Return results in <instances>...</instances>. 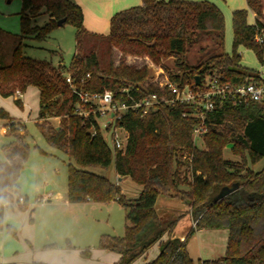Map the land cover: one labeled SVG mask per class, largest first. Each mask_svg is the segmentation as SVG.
I'll return each mask as SVG.
<instances>
[{
  "label": "trees",
  "instance_id": "16d2710c",
  "mask_svg": "<svg viewBox=\"0 0 264 264\" xmlns=\"http://www.w3.org/2000/svg\"><path fill=\"white\" fill-rule=\"evenodd\" d=\"M142 1L117 11L111 18L109 32L103 34L85 27L83 7L75 0H22L21 31L13 34L17 42L10 61L5 62L0 54V94L7 97L36 86L38 118H61L59 128L38 123L47 140L69 155L70 202L117 200L125 207L124 236L106 234L99 241L100 248L121 254L120 264H132L158 242V255L144 264H264V167L254 169L264 158L262 103L217 101L207 117V132L201 137L204 146L194 142L199 118L189 104L160 103L156 110L147 113L142 108H131L113 124L128 132L126 147L117 149L105 139L96 115L78 113L77 91L112 90L115 100L129 103L133 98L166 93L167 86L160 84L166 78L182 87L189 84L193 89L198 88V74L202 83L206 77L235 85L258 78L257 70L241 64L237 50L242 45L251 48L264 63V42L255 39L256 24L264 25L260 19L264 0H246L256 13L255 23L249 22L247 9L233 11V54L225 51V15L211 0ZM44 14L49 19L39 25L37 19ZM63 17L65 23L77 28V49L70 66L28 56L26 39H46ZM203 36L212 38L222 50L211 53L198 65L191 64L186 57L188 48ZM128 57L148 58L159 66L158 76L152 75L148 63L128 62ZM168 57L175 58L180 70L164 64ZM68 76L73 84L68 82ZM15 100L22 105L21 98ZM184 112L190 114L184 116ZM0 118L11 123L9 132L15 136L0 150L2 230L4 204L10 196L19 197V176L30 147L18 127L21 124L24 128V123L2 106ZM227 147L241 159L225 157ZM111 165L117 175H129L142 185L138 197L128 198L119 182L105 173ZM235 182L239 183L237 189L214 200L222 187ZM160 195L179 197L190 206L195 226L184 239L172 237L176 219L159 215L156 205ZM197 228L228 229L225 255L195 261L188 241ZM7 230L17 234L12 225H7Z\"/></svg>",
  "mask_w": 264,
  "mask_h": 264
},
{
  "label": "rangeland",
  "instance_id": "374dc122",
  "mask_svg": "<svg viewBox=\"0 0 264 264\" xmlns=\"http://www.w3.org/2000/svg\"><path fill=\"white\" fill-rule=\"evenodd\" d=\"M131 5H138L142 0H129ZM217 4L225 15V51L233 54V11L237 8L248 10V20L253 22L255 17L248 7L246 0H211ZM87 8L88 29L89 23L95 31L104 32L110 29V18L106 10L115 13L125 9V0H84ZM82 4V3H81ZM129 6V7H130ZM113 9H112V8ZM21 0H0V28L7 32L0 33V54L5 62L11 59V52L17 42L15 34L21 31ZM264 11V8H263ZM100 14V20L96 15ZM114 13V14H115ZM46 14L37 19L39 25H43L47 18ZM264 19V15H262ZM77 28L70 22L54 27L50 35L43 40L34 38L26 39L28 45L25 53L33 58L47 59L54 64H62L68 68L77 49ZM202 47H205L202 50ZM222 48L209 36H203L198 42L190 45L186 54L189 63L198 65L209 57L211 53H217ZM240 54V62L243 66L253 68L264 74V63L256 56L255 52L246 46H240L237 50ZM128 62L142 65L148 63L152 75L157 76L160 72L159 66L152 64L146 57H128ZM164 64L172 70H180L175 63L174 57L164 58ZM162 77V75H161ZM163 80V79H162ZM208 78H205V82ZM22 105L17 104L16 94L2 96L0 103L5 106L9 113L16 119L24 122V128L20 130L23 139L29 144V155L19 176L20 194L25 197L24 202H17L11 196L9 204L4 209V228L12 225L16 228L17 234L7 232L13 240L19 241L21 247L34 252L36 255L53 259L51 262L60 261L61 251L64 249L80 252V257L87 260L91 257L93 250L100 249L99 241L103 235L111 234L124 236L126 230V209L117 200L110 202L81 201L70 202L67 199L68 189V164L69 155L62 148L51 144L39 123L46 126L59 128L60 117H51L45 120H35L39 116V89L32 86L23 92ZM110 118L105 116L97 117L103 135L110 146H113V130L106 128L104 123ZM8 121V120H7ZM0 118V150L6 144L15 140L13 133H2V124L7 122ZM39 122V123H38ZM118 134L125 141V131L117 129ZM199 146H204L202 140L198 141ZM225 157L240 160L239 155L234 154L230 147L225 149ZM264 167V158L254 165V169L260 170ZM105 173L121 185L122 192L128 198L139 196L142 185L137 183L131 176H123L118 179L114 165H111ZM50 186L49 195H43L41 188ZM162 200L159 202L161 205ZM184 211L178 209L160 210L159 215L176 219L177 230L187 229L188 203L184 201ZM9 223V224H6ZM175 224V225H176ZM228 239V229H197L188 241L190 252L195 261L201 259H218L225 255ZM30 240V243L28 242ZM63 259V258H62ZM61 259V261H62ZM46 264V263H45Z\"/></svg>",
  "mask_w": 264,
  "mask_h": 264
},
{
  "label": "built area",
  "instance_id": "2783aa9c",
  "mask_svg": "<svg viewBox=\"0 0 264 264\" xmlns=\"http://www.w3.org/2000/svg\"><path fill=\"white\" fill-rule=\"evenodd\" d=\"M255 39L259 43L264 42V25L256 24ZM158 76V75H157ZM70 84H73L71 76L67 78ZM161 87L167 86L166 93H153L140 99H132L131 102H119L114 99L112 90L104 92H90L77 90L80 98L78 113L80 115L89 116L91 114L97 117L109 115L110 118L105 121V127L113 130V146L117 149H124L128 142V132L125 131V141L118 134L117 129L113 127L115 121L122 117L129 109L142 108L144 113L154 111L160 103L173 105L177 102L189 104L194 112V115L199 118V123L194 129V142L198 143L199 139L207 132V117L216 108L217 101H225L226 99L233 100L237 103L254 100L264 105V77H251L247 82L235 85L231 82H222L217 77L208 78L206 82H201L197 89H193L189 84L182 87L178 83L171 82L168 78L161 81ZM74 86V85H73ZM166 90V89H165ZM165 92V91H164ZM16 97L22 98L23 92L17 91ZM189 112H184L183 115H189ZM11 123L2 124L4 131H9ZM22 130L21 124L18 125ZM96 132V131H95ZM185 158L187 155L184 156ZM17 202H24L23 195L15 199ZM9 202L4 204L7 206Z\"/></svg>",
  "mask_w": 264,
  "mask_h": 264
},
{
  "label": "crops",
  "instance_id": "0c3cea01",
  "mask_svg": "<svg viewBox=\"0 0 264 264\" xmlns=\"http://www.w3.org/2000/svg\"><path fill=\"white\" fill-rule=\"evenodd\" d=\"M75 1L83 7L84 14H85V25H88L87 8H85L86 6H84L85 4H83L84 0H75ZM140 4H142V3H140ZM130 5H131L130 1L125 0V9L129 8ZM109 9L106 10V15L108 18L111 19L115 12L112 10L110 11ZM252 12H253V15L255 17V20L253 22H251V21H249V22L255 23L256 22V13L253 10H252ZM263 15H264V11H263ZM46 16H47L46 18L48 20L49 15L46 14ZM260 19L262 20V22H264V19L262 16L260 17ZM96 20L97 21L100 20V14L99 13L96 15ZM88 30L94 31L97 33L105 34V33H108L110 29L108 31L106 30L104 32L95 31V29L92 26V22H90L89 26H88ZM54 65H57V64H54ZM259 74L264 77L263 73L259 72ZM30 87H32V86H30ZM0 106L5 108V106H3L1 103H0ZM35 120L38 121V117H36ZM20 121H22V120H20ZM1 131H2V133H9L7 131H4L3 129H1ZM1 158L3 161L6 160V157L3 154L1 155ZM117 176H118L119 180L123 179V176H119V175H117ZM18 183H19V181H18ZM48 187H49V189L47 190ZM67 191H68V189H67ZM41 192L43 195H49L51 192L50 186L42 187ZM161 200H162V203H161V205H159V202ZM183 204H184V200L179 198V197H173V196H169V195H160L158 197V200H157L156 209H157L158 213L160 210L165 211L167 209L170 210V209H174V208L178 209V210H176L177 212L178 211H184L185 208L183 207ZM188 215H189V218L187 221V229H188V227L195 226V221H194L193 216L191 214V210H190L189 205H188ZM6 224H9V223H6ZM177 226H178V223L173 228L172 237H180L181 239H184L189 231L188 232H186V230L178 231ZM199 229H202V228H199ZM214 229H221V228H214ZM9 233L7 232L6 229L0 230V264H6V263H10V262L18 263V264H33L34 262H42V263H46V264H120V259H121L120 253L115 252V251H109V250L102 249V248L93 250L91 253V257L87 260H83L80 257V254H79L80 252H73V251L64 249L63 251H61V253H62L61 259L63 258L62 261L60 259V261L51 262L53 259L45 258V256L41 257L40 255H36L34 252L28 250V248L24 249L23 252H20L19 247H21L22 244L19 243V241L13 240V238L10 237L11 235H9ZM166 237H167V235L164 236V238H166ZM28 242L30 243V240H28ZM188 248H189V246H188ZM159 251H160V243L158 242V243H155L145 254H143L141 257H139L132 264L147 263L148 261L153 260L158 255ZM189 252H190V248H189ZM190 254H191V252H190ZM213 259H215V258H213Z\"/></svg>",
  "mask_w": 264,
  "mask_h": 264
},
{
  "label": "water",
  "instance_id": "95a60500",
  "mask_svg": "<svg viewBox=\"0 0 264 264\" xmlns=\"http://www.w3.org/2000/svg\"><path fill=\"white\" fill-rule=\"evenodd\" d=\"M66 21V17H63L61 19L58 20V25H63ZM201 83V75L198 74L196 75V84L199 85ZM239 186L238 182L233 183L232 186H224L221 188V190L219 191V193L214 197V200L217 201L219 199H221L222 197H224L225 195L229 194L230 192L234 191L235 189H237ZM49 189V187L47 188V190Z\"/></svg>",
  "mask_w": 264,
  "mask_h": 264
}]
</instances>
